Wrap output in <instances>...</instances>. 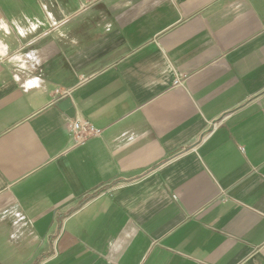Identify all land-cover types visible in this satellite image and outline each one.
<instances>
[{"label": "crops", "instance_id": "0c3cea01", "mask_svg": "<svg viewBox=\"0 0 264 264\" xmlns=\"http://www.w3.org/2000/svg\"><path fill=\"white\" fill-rule=\"evenodd\" d=\"M0 264H264V0H0Z\"/></svg>", "mask_w": 264, "mask_h": 264}, {"label": "built area", "instance_id": "2783aa9c", "mask_svg": "<svg viewBox=\"0 0 264 264\" xmlns=\"http://www.w3.org/2000/svg\"><path fill=\"white\" fill-rule=\"evenodd\" d=\"M175 84H180L181 79L177 78ZM55 95L63 96V92L56 89ZM215 124V123H214ZM213 124V126H214ZM212 129V127H211ZM102 129L94 126L86 119H70L68 122L69 148H77L85 145L90 139L100 136ZM210 130L204 136H207ZM202 136L201 139L204 137Z\"/></svg>", "mask_w": 264, "mask_h": 264}, {"label": "water", "instance_id": "95a60500", "mask_svg": "<svg viewBox=\"0 0 264 264\" xmlns=\"http://www.w3.org/2000/svg\"><path fill=\"white\" fill-rule=\"evenodd\" d=\"M59 107L67 112L71 117H74V110L71 106L70 99L65 98L59 102Z\"/></svg>", "mask_w": 264, "mask_h": 264}]
</instances>
